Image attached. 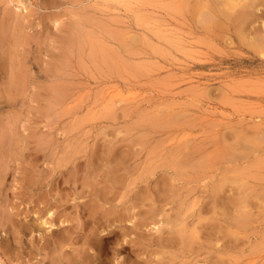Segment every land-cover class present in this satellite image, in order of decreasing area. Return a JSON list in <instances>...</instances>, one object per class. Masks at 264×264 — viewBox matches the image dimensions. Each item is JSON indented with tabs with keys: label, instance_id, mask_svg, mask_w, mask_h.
Returning a JSON list of instances; mask_svg holds the SVG:
<instances>
[{
	"label": "rangeland",
	"instance_id": "rangeland-1",
	"mask_svg": "<svg viewBox=\"0 0 264 264\" xmlns=\"http://www.w3.org/2000/svg\"><path fill=\"white\" fill-rule=\"evenodd\" d=\"M179 1L0 0V155L3 152L8 153L9 149V152H16L15 154H22L23 151L22 159L5 161L9 170L0 189V264H52V260H57L56 253L55 257L49 247L42 246L44 239L39 230L20 233V223L14 229L5 221L7 210L12 211L13 206H17L16 211H22L19 219L17 218L20 222L31 220L30 217L23 219L30 208L29 199L21 202L22 199L19 200L15 195L21 187L19 179L22 172L31 168H27L28 164H36L35 168L38 170H50L64 156L81 152L79 155L83 157L91 151L101 152L107 147L118 145L122 148L125 144L130 155L134 153L125 169L130 168L134 177L139 176L149 166L159 172L154 180L162 182L159 179H162L160 177L163 173H160L164 168L160 164L164 166L162 163L169 161L171 153L178 155L177 152L180 153L181 150L180 155L192 152L196 154V163L202 162L199 170L198 166L194 169L196 171L192 170L188 177H184L187 184L182 179L184 183L181 180L175 181L177 188H174L177 191L179 189L181 194L176 199L184 204V211L187 210L194 216L205 214L200 219L204 222L198 223L209 227L199 224L197 226L195 222L197 227L204 230L200 229V242H195L193 251L189 252L190 256L185 257L187 261L185 258L181 259V256L177 259L178 264H191L193 261L192 264H264V55L254 52L249 45L239 46L236 34L226 41L229 34L225 36L223 32L224 37L220 34L218 37L214 36L215 32L207 33L205 29H201L202 23L192 18L195 16H192L191 10H185ZM260 6L256 9L259 12L256 15H261L259 17L263 21L257 16L253 29L264 32V5ZM188 7L191 9L190 5ZM188 14H191V18ZM77 17L81 19L80 22ZM100 25L112 30L107 29L108 32H104ZM73 28L78 31L81 28V34L80 31L76 33ZM72 29L75 32L73 31L70 38L68 34H71ZM116 30L119 31L117 35L113 33ZM115 35L121 40L114 38ZM75 40H80V43L76 41V44ZM103 40L105 43H102ZM111 45L116 52L112 51ZM131 50L135 52L133 55ZM65 52H68L67 55ZM105 53L114 61V66ZM233 134H238L241 139H236ZM244 136H247L246 140H243ZM239 141L243 142L238 144ZM45 143H48L46 150L42 145ZM246 145L247 149H244ZM176 149L178 150L175 151ZM223 149L224 154L226 153L224 157L229 155V151L235 157L231 155L225 161L218 160ZM40 150L42 152L39 153ZM53 151L57 152L53 154ZM235 151L239 153L235 155ZM35 152L39 159L37 162L30 161L31 154L34 155ZM52 155L55 156L51 157ZM79 155L75 156L80 157ZM203 157L205 161L212 162H208L209 167L206 166L207 162L204 163ZM101 165L105 166L103 162ZM206 168H210L209 171ZM200 170L202 172L199 174ZM204 173L207 176L202 175ZM226 174L232 176H228V179ZM219 177L227 178V182L233 183L237 188H241V183L243 189L245 182L249 191L255 188L249 193L253 197L250 199L251 203H248L250 206L246 209L242 207L247 213L245 219L248 217L244 222L246 227L237 225L235 215L231 216L230 213L238 212V207H234L232 201L227 203L229 205L226 208L211 198L213 194L210 192L213 188L209 184L213 181L211 184L218 186L219 182L224 181H218ZM239 177L240 180H237ZM187 178L189 181L192 179V183ZM230 179L238 182H231ZM214 180L218 182L215 181L216 185ZM233 184H228L229 191L231 187L236 192L242 190L236 189ZM66 185L70 186L69 183ZM244 189L247 192V188ZM208 191L212 194L211 197ZM236 192L231 193L238 195L239 192ZM253 193L257 194L252 195ZM227 194L225 201L230 196L229 192ZM184 195L188 197L182 198L181 202L180 198ZM178 202L175 204L178 205ZM230 208L233 210L228 213ZM2 209L4 210L1 212ZM168 210L172 211L169 206L166 211ZM235 210L237 212H233ZM225 213H228L227 216ZM197 216L195 221H198ZM39 222L41 223V219L39 221L37 217L36 223ZM154 226V223L147 226L146 233L149 238L157 239L160 233L154 230ZM180 227L183 228L182 225ZM169 228L164 226L165 235ZM164 250L165 247L155 242L143 254L132 255V264H161L164 261ZM119 259L120 257L113 259L111 264H119L122 258Z\"/></svg>",
	"mask_w": 264,
	"mask_h": 264
},
{
	"label": "bare ground",
	"instance_id": "bare-ground-1",
	"mask_svg": "<svg viewBox=\"0 0 264 264\" xmlns=\"http://www.w3.org/2000/svg\"><path fill=\"white\" fill-rule=\"evenodd\" d=\"M75 1H77V0H75ZM180 1H181V3L183 2L182 3L183 5L180 3ZM180 1H179L180 5L182 7H184L185 10H187V9L191 10L190 13L192 12V16L193 15L195 16V18L194 17H192V18L195 19L196 22L202 23L201 29H205L204 31H206L207 33L211 34V32H215V33H213L214 36L217 35L218 37L220 35L223 36V32L225 33V36H226V34L227 35L229 34V37L225 38V40L226 39L228 40L230 38L232 39L233 34H236V37L238 39L237 41H239V46H240V44L241 45L246 44L245 46L249 45V47L251 49H253L254 52L256 51V53L258 52L261 55H264V32H262L261 30H257L258 32L262 33V34L261 33L259 34L255 29H253L255 22L257 20V16L261 17V15H256V13L257 14L259 13V12H256V11H258L256 9L260 5H262V6L264 5V0H184V1L180 0ZM72 3H74V2H72ZM190 3H192V5ZM180 5H178L179 8H181ZM189 5L191 6V9L188 7ZM184 8H181V9H184ZM189 10H187V11H189ZM187 11H185V12H187ZM261 11H262V9H261ZM262 13H263V11H262ZM88 14H87V16H88ZM197 15H198V17H197ZM93 17H94V14H93ZM262 17H264V15ZM82 18H84V17H82ZM190 18H191V16H190ZM259 18H258V20H259ZM80 20L81 19L78 18L79 22H80ZM190 20H192V19H190ZM260 20H261V22L263 21L261 18H260ZM93 21H95V20L93 19ZM79 22H77V23H79ZM89 22L91 24H93V22H91V21H89ZM89 22H86V24ZM96 25L98 26V22ZM82 26H85V25H81V27ZM257 27H258V25H257ZM95 28H97V27L95 26ZM101 28H103L102 30L104 32H108L107 29H109V31L112 30L110 27L105 28L103 25L101 26ZM101 28H99V29H101ZM260 28H261V26H260ZM73 29H75V31H77L76 33H78L81 28H79V31L76 30L77 28H73ZM73 29L70 32L71 34H68V36H70V38H72L71 35L74 31ZM83 29H84V27H83ZM196 29H198L197 26H196ZM90 30L93 31L92 28ZM105 30H107V31H105ZM215 30H220L222 33L221 32L218 33ZM88 32H90V31H88ZM115 32H117V33H115ZM115 32H113V33L116 35L119 33V31H117V30ZM199 32H200V30H199ZM86 33H87V31H86ZM86 33H84V34H86ZM125 33H128V32H125ZM80 34H81V31H80ZM121 34H123V33L121 32ZM121 34H120V37L122 36ZM91 35H94V33H91ZM116 35L114 36V38L116 37L118 39V41H120L122 39V37L120 39V37L116 36ZM109 36H111L110 39H112V35L110 34ZM204 36H205V34H204ZM214 36H213V40H214ZM77 37H79L78 34H77ZM85 37H89V36L85 35ZM218 37H216V40ZM67 38H69V37H67ZM73 38H74V36H73ZM90 39H91V37H90ZM98 39L100 40L101 38H98ZM87 40H89V39L87 38ZM131 40H133V38ZM234 40H235V38H234ZM234 40H231V42H234ZM71 41L72 40H70V46H71ZM76 41H78L80 43V40H75V43L77 44L78 42H76ZM122 42H124V41L122 40ZM84 43H85V41H84ZM102 43H105V41ZM133 43H135V41ZM74 44H72V45H74ZM108 44L110 45L111 43H108ZM239 46H238V49H239ZM99 47H103V46H99ZM111 47H112V45L110 46V48ZM110 48H108V49L110 50ZM99 49H101V48H99ZM103 50H105V48H103ZM123 50L125 51V49H123ZM78 51H77V53H79ZM112 51H115L114 48ZM131 51H132V55H133V53H135V52H133V50H131ZM95 52L97 53V51H95ZM67 53L65 55H67ZM89 53H90V51H89ZM96 55H98V54H96ZM104 55L106 57L108 56L106 53ZM104 55H103V57H104ZM100 56H101V54H100ZM120 56H119V58H122ZM136 56H139V55L137 54ZM77 57H76V60H77ZM116 57H118V56L116 55ZM91 59H93V58H91ZM107 59L110 60V58H108V57H107ZM111 59H113V58H111ZM104 60H106V59H104ZM112 61H111V63H112ZM113 66H114V64H113ZM63 74H65V73H63ZM59 86H61V85H59ZM53 92L55 93L57 91H53ZM63 92H65V90ZM56 94H58V92ZM62 95H63V93H62ZM59 96H61V95H59ZM57 106L55 105V107H57ZM7 131H9V130H7ZM237 132L239 133V131H237ZM258 133L261 134L260 131ZM142 136L144 137V135H142ZM235 136H236V139L237 138L241 139L238 136V134L234 135V137ZM257 137H259V136H257ZM262 137L264 138V136H262ZM47 138H48V140H50L49 137H47ZM244 138H245V136H244ZM45 139H46V137L43 140H45ZM246 139H247V136L243 140H246ZM254 139H255V137L252 138V140H254ZM135 140H137V139H135ZM249 140H251V139L249 138ZM259 140L260 139H258V141ZM50 141H52V140H50ZM133 142H134V140H133ZM242 142L239 141L238 144L242 143ZM13 143H15V142H13ZM36 143H38V141ZM124 143H125V141H124ZM138 143L140 144V142H138ZM234 143L236 145L235 141H234ZM245 143L247 144L248 142L245 141ZM253 143H255V142H253ZM10 144H12V143H10ZM46 144H48V143L42 144L44 146L43 148H45ZM7 145H6V147H7ZM42 145L40 144L39 146H42ZM243 145L244 144H242V146ZM257 145H258V143H257ZM107 146H110V145L107 144ZM123 146H122V148H123ZM125 146H126V144H125ZM125 146H124L125 149L124 148L122 149L118 145L119 148L115 147V146L114 147L111 146V147H107L105 150H103L101 152L100 151L98 152L97 150H95L96 152L94 153L93 151H91L90 154H86V156H83V157H86L84 160H80L81 158H83L79 155V153H81V152L76 153L80 157L75 156L76 154H73V155L71 154L67 157L64 156L65 158H63L61 160V162H59V164H56V166L57 165L58 166L57 167L54 166L55 168L51 167L50 170H48V169L38 170L37 168H35L36 164H34V165L28 164L29 166H27V168H29V167H31V168L25 169L24 172H22L23 175L21 174L22 176H20V179H19L21 187H20V190L17 191L15 195L17 197H19L18 198L19 200L22 199L21 202L29 199L30 208L28 209V211H27V213L23 219H25L26 217H30V219L32 221L31 220L23 221V219H22L21 221H23V222H20L18 220L19 219L18 216L22 213V211H20V210L16 211L17 209L15 210V207H17V206H13L12 211H10L9 209L7 210V212L5 214V219L7 218V220H5V221L10 223L11 226L14 227V229H17L18 225H19L17 223H20L21 227L19 226L20 228L18 230L20 233H22V232L31 233V232L35 231L36 229L39 230L40 231L39 233L43 234V236H41L42 239H44V245L42 244V246L44 248L49 247V251L51 250L52 254L54 256H55V253L57 254V257L55 256L56 257L55 259H57L58 261L52 260L53 261V263L51 261L52 264H111L112 260L118 259V257H120V259L122 258L121 261L119 262V264H132V260H131L132 255L135 254V255L139 256V255L143 254L144 250H147V248L150 245L153 246V244H155V242H156V244H159L160 246L165 247L164 258H163L164 261L161 264H178L177 259L180 258L181 256H182L181 259H184L187 255L190 256L189 252L193 251L195 242L201 239V232H202L203 228H201V227L199 228L197 226H199V225L202 226L201 225L202 223H198V222H201V221L204 222L203 220L200 221V219L203 218L202 215H205V214L199 215L200 214L199 213L198 214L199 216H197L195 214V216L198 217V219H196L198 221H195V216L193 214L190 215L187 210H186V212L184 211L185 210L184 204L178 202V200L176 199V196H181V194L179 193V189H178V191L176 190L177 184H175V181L177 182V180L179 181L182 179V180H184V182H186L185 181L186 179H184V177L185 176L188 177L190 171H192V170L196 171L194 169L197 168L199 165H201L202 162L199 161L200 164L196 163L197 160H195L196 159L195 153H192V152L186 153L185 152L186 154L180 155V153L182 152V150H181L180 153L177 152L178 155H176V154L173 155L171 153L172 152V150H171V152H170L171 154L170 153L169 154L172 156L170 157L169 161L167 160L168 162L166 161L167 163L166 162L164 163L163 162L164 160H163L162 164H164V166L160 164V166H162L161 168H164L162 170V172L160 173V175L163 173L162 176L160 177L162 179H159V180H162V182L155 181L156 179L154 180V178H155L154 176L158 175L159 172H156V170L152 169L153 167L149 168V166H147L148 169H146L145 171L143 170V172H140L139 176L134 177L131 175L132 171L129 170L130 168L125 169L127 166H129V165H127L128 161L130 159H133L132 156L134 155V153H132V156H131L128 147L126 149ZM9 147H10V145H9ZM47 147H48V145H47ZM235 147L233 149H235ZM246 147H247V145L245 146L244 149H247ZM14 148H15V146H14ZM43 148H41L42 151L46 150V148L44 150H43ZM252 148H253V146H252ZM261 148H262V146H261ZM11 149H13V148L11 147ZM236 149L241 150L239 147L238 148L236 147ZM9 150L8 151L6 150L8 153L3 152L4 154L0 155V189H2L1 184H3V181L6 177V175H8V170H9V166L5 161L6 160L12 161L16 158L22 159V157H23V151H22V154L17 152L18 154H20L19 156H17L18 154H15L16 152H14V153L9 152ZM41 150L38 152L39 153L42 152ZM130 150H131V148H130ZM177 150L178 149H176L175 151H177ZM33 151H35V150H32V152ZM55 152H57V151H53V154ZM68 152H69V150H68ZM222 152H221L222 154L219 153V154H221L220 156H222V158L218 155L219 156L218 160L222 159L225 161V159L228 156H231V155L234 156V154L231 153L232 151H229V153L227 152V154H229V155L226 157H224V155L226 154V153L224 154V149ZM234 153H235V155H237L236 153H239V152L235 151ZM251 154H252V152H251ZM54 156L52 155L51 157H54ZM58 156H59V153H58ZM46 157H48V155ZM130 157H132V158H130ZM196 157H198V156H196ZM60 158H61V155L59 157V161H60ZM160 158L162 159V157H160ZM30 159H31L30 161L33 160V161L37 162V160L39 159L38 153L35 152L34 155L32 153ZM161 159H158V160H161ZM203 159H204V157H203ZM49 160H51V159H49ZM205 160L206 159H204V161ZM232 160H233V157H232ZM154 161H155V159H154ZM209 161L207 160L204 163H206V162L208 163ZM229 161L231 162V160H229ZM101 162H103L105 164V166L101 165ZM151 162H152V160H151ZM226 162H228V160ZM209 163H208V165H206L207 167H209ZM147 164H150V162H147ZM37 165H38V163H37ZM153 165H155V164H153ZM137 166L138 165H136V167ZM160 166H157V167H160ZM217 166H219V165H217ZM141 167L142 166H140V168ZM201 167L199 166L197 169L199 170V168H201ZM43 168H45V166ZM143 168L145 169V167H143ZM123 169H125L124 170L125 172L123 171ZM203 169H201V170L204 171ZM206 169L209 171L210 168L209 169L206 168ZM201 170L198 171L199 174L202 172ZM11 172H12V170H11ZM204 172L207 173L206 171H204ZM137 173H138V171H137ZM205 173L202 175H206ZM190 174H191V172H190ZM226 176H227V174H226ZM228 176H232V175L229 174ZM228 176H227V178L229 179ZM221 178L222 179H220V177H219L218 181L224 180L225 182L224 181L219 182V184L217 186L216 185L217 181L214 180V182L216 181L214 183L216 186H214L213 184H211L213 182L212 181L209 185H212L213 191L210 192L211 190L209 189L210 191H208V193L210 192L213 194V195L211 194L212 195V197H211V195L209 193L210 197L214 198L216 200L215 202H217V204L220 206H221V204H219V203H222L223 206L225 205L226 208H228L227 206L229 204L227 205V203L232 201L234 207L235 206L238 207L237 208L238 212L235 210L233 212H237V213H230V214H232L231 216L235 215L234 217L238 221L237 225L243 227V225H245L244 222L247 220L248 217L245 219V217H246L245 215H247V213L245 211H243L244 209L242 207L244 206V208L246 209L247 207L250 206V204L248 206V203L250 202V199L253 197H250L249 193L251 191H253L254 187L253 188L250 187V189L252 188V190L249 191V188L247 187V185L245 184L246 182H245L243 186L245 188H247V192H246V189H244V187H243L244 190L242 189V184L240 182H239L240 183L239 185H241V188H237L233 183H230V182L228 183L227 181H229V180H227L226 177H225L226 179H224V177H221ZM240 178L241 177H239V179L238 178H236V179L240 180ZM254 178H255V176H254ZM182 180H181V182H182ZM191 180L189 181V179H188V181L192 183ZM184 182H182V183H184ZM231 182L236 183L238 181H235V180L232 181L231 180ZM66 183L67 184L69 183L70 186L66 185ZM154 183H155V186L153 185ZM186 184H187V182H186ZM228 184H233L236 187V189H238V190L242 189L243 191L242 190L238 191L239 192L238 193V192H236L237 190H234L235 189L234 187H231L229 185L233 189V191H231V188H230L231 192L238 193V195H234L233 193H231L229 191V187H227ZM174 186L176 188H174ZM191 188H194V187L191 186ZM181 189H183V188H181ZM228 192H229L230 196L225 201V198L227 197ZM240 192H241V194H240ZM256 194L257 193H255V194L253 193L252 195H256ZM209 195H208V197H209ZM231 195L234 196V197L232 196V199H230ZM185 196L186 195H184V197L182 196L181 198L179 197L180 201L181 200L183 201L182 198L185 199ZM186 197H188V196H186ZM199 198H198V201H199ZM177 202H178V205L175 204ZM204 204H206V203H204ZM218 205H216V206H218ZM167 206H169L172 211H169V210H168L169 212L166 211ZM220 206H219L220 209H223L224 211H226L225 208L220 207ZM229 207H231V206H229ZM251 207H253V206L251 205ZM1 208H5V207H1ZM186 209H188V208H186ZM199 209H201V207ZM215 209H217V207ZM234 209H236V208H234ZM3 210L4 209H2L1 212ZM204 210H205V208H204ZM232 210L233 209H231V210L228 209L227 212L228 213H229V211L232 212ZM249 211L252 212V210H249ZM187 213L189 214L188 216H187ZM254 213H255V211H254ZM217 214H218V212H217ZM227 214H226V216H227ZM218 215H220V213ZM249 215H251V214H249ZM34 216H36V217H34ZM37 217H38L39 221L41 219V223L40 222L36 223ZM191 217H193V218L191 219ZM204 217H206V216H204ZM207 220L205 219V221H207ZM237 221H233V222L236 223ZM195 222H197V226H196ZM48 223H49V225L47 226ZM153 223L155 225L154 230H156V232L160 233V236L157 237V239H155L156 237L155 238H153V237L149 238L150 236H148L146 233L147 226H149L150 224H153ZM223 224H225V223H223ZM181 225L183 226V228L180 227ZM192 225H193V228H192ZM246 225L244 227H246ZM164 226H166L168 228L170 227L168 230L166 229L167 235H165V233H164ZM203 226L206 228L208 227V225L206 226L204 223H203ZM48 227L49 228L51 227V229L48 230ZM176 227H178V228H176ZM12 228L10 231H12ZM198 228H199V230H198ZM200 229H202V230H200ZM183 231H184V233H183ZM207 238H209V237H207ZM219 239L217 240V242H219ZM227 240H229V239H227ZM198 242H200V241H198ZM222 243H223V240H222ZM50 245L52 246V248H50ZM166 248L169 250H166ZM223 248H224V246H223ZM172 249H176V250H172ZM221 251L223 252V249H221ZM49 255H51V253ZM41 257H42V255H41ZM53 258H51V259H53ZM184 260H182V262ZM160 261L162 262L161 259H160ZM186 261H187V259H186ZM186 261H185V263H186ZM215 261H217V260H215ZM41 262H43V261H41ZM217 263H220V261H218ZM180 264H184V262L180 263Z\"/></svg>",
	"mask_w": 264,
	"mask_h": 264
}]
</instances>
